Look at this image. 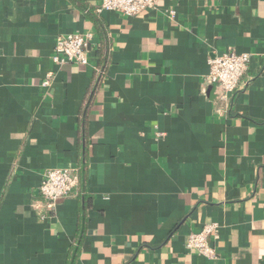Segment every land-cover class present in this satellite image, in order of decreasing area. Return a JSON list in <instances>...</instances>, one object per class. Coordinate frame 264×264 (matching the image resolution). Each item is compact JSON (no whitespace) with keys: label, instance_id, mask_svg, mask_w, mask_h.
<instances>
[{"label":"crops","instance_id":"0c3cea01","mask_svg":"<svg viewBox=\"0 0 264 264\" xmlns=\"http://www.w3.org/2000/svg\"><path fill=\"white\" fill-rule=\"evenodd\" d=\"M98 5L0 0V264H264V0ZM89 32L87 66L54 62ZM231 50L251 62L222 102L209 58ZM55 168L81 184L47 214ZM207 225L215 259L186 247Z\"/></svg>","mask_w":264,"mask_h":264},{"label":"built area","instance_id":"2783aa9c","mask_svg":"<svg viewBox=\"0 0 264 264\" xmlns=\"http://www.w3.org/2000/svg\"><path fill=\"white\" fill-rule=\"evenodd\" d=\"M158 0H99L97 13L117 12L125 17H136L153 9ZM93 40L92 33H75L60 36L54 48L53 60L57 65L66 63L87 66L90 63V52ZM251 55L234 50L214 54L209 58L207 82L220 87L219 100L228 102L230 97L241 89L242 78L248 71ZM101 75L102 71H98ZM48 76L44 86L49 85ZM166 134L158 131L157 137ZM81 184L78 171L64 168L47 170L39 188L38 201L44 206L47 214L55 212L61 200L73 196ZM217 230L215 225H207L200 232L189 236L186 247L201 257L215 259L216 250L209 243V236Z\"/></svg>","mask_w":264,"mask_h":264}]
</instances>
